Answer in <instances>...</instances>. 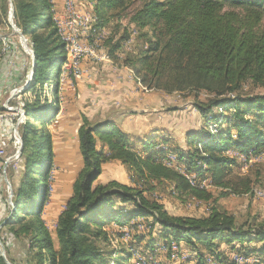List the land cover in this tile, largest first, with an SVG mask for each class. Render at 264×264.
Returning a JSON list of instances; mask_svg holds the SVG:
<instances>
[{"label": "trees", "instance_id": "16d2710c", "mask_svg": "<svg viewBox=\"0 0 264 264\" xmlns=\"http://www.w3.org/2000/svg\"><path fill=\"white\" fill-rule=\"evenodd\" d=\"M11 1L13 22L27 38L35 59L27 90L51 85L66 59L65 45L52 17V2ZM0 3L1 24L7 18L8 0ZM131 3L97 0L94 9L98 26L105 24L102 19L108 11L125 10ZM263 21L264 0H140L129 24L143 45L127 54L119 65L129 67L148 89L192 93L199 117L220 126L214 132L208 128L190 132L186 137L189 149L185 151L171 147V138L165 133L157 137L164 146H155L151 139L142 140L138 146L116 121H90L83 116L77 129L82 166L56 219V245L41 211L48 199V169L54 157L48 117L57 112V100L49 102L41 92L27 101L25 122L20 127L23 170L13 186L12 205L0 219L5 221L0 234L7 229L19 241L28 258L26 264H127L128 256L119 254L114 263L104 258L101 244L115 233L107 230V225L123 226L134 217H143L150 231L158 226V236L165 244L186 243L195 253L197 264H203L205 252L223 263L226 251L218 248L217 240L230 245L229 251L247 256L264 253V244L252 245L264 242V223L255 227L238 225L232 215L215 208L204 217L171 215L139 188L117 180L95 183L103 163L119 161L137 182L168 181L177 194L210 199V192L196 186L194 177L191 183L187 176L165 164L167 153L174 150L177 160L198 178L236 194L249 192L248 178H228L238 162L226 151L234 147L242 154L250 150L255 154L264 149V93H239L245 81L264 86ZM128 35L126 31L111 42V57L115 58V51ZM201 91L208 94L207 98H198ZM55 94L52 89L51 96ZM255 155L248 154L247 158ZM0 239L4 243L1 235ZM112 254L111 250L108 255ZM0 264H6L1 254Z\"/></svg>", "mask_w": 264, "mask_h": 264}, {"label": "rangeland", "instance_id": "374dc122", "mask_svg": "<svg viewBox=\"0 0 264 264\" xmlns=\"http://www.w3.org/2000/svg\"><path fill=\"white\" fill-rule=\"evenodd\" d=\"M90 1L94 6L97 0ZM131 1V5L125 10L116 9L108 11L102 19L106 20L103 26H98V17L95 15L90 16L91 28L90 26L87 27V29H85V36H82L81 38L84 44H90L95 37L97 38L99 46L97 48V57H86L81 60L77 76L71 75L67 70L66 76H63V79H61L62 71L59 70L52 81L51 86L43 85V87L39 88V86L36 85L34 89H29L28 91L27 89L30 84L28 76L32 63V49L27 38L23 36L24 39H21L19 35L20 31H16L11 24H14L13 16L10 19L9 13L10 8H13V4L11 0H8L7 18L5 22L0 24V115L2 116V111L4 109L3 103L6 99L13 106L18 100V105L20 106L19 117L22 120L17 127L19 150L22 145L20 127L25 122V105L27 101L31 102L35 98L36 93L39 94L44 92V96L48 98L49 102H53L55 99L57 100L54 105L55 108H57V112L52 113L48 117V120H51V122L47 126L50 128L54 125L56 121L55 118H58L60 112L63 113L65 109L75 108V106L77 107L78 105L76 102H79L78 104L80 105L78 108H81L82 110H84L88 104H91L89 101L86 102V100L90 98L87 97V95H83L78 87L75 89L74 87L79 81L85 79L87 81L84 80V83L82 82L83 87H87V92H90L89 88L92 85L94 86L93 79L95 78V75H99L102 70L101 66L104 62L106 63V58H103L104 56L108 57L117 66H120L119 64H121V61L127 54L133 52V50L136 52V49L143 45L142 39H137V33L134 30L132 31L133 27L129 24L130 15L140 6V0H130V2ZM94 8L95 6L89 10H85V13L89 14L91 13L90 10H93V14H95ZM262 25L264 27V21ZM126 31H128L130 35H128L126 40L121 41L120 48L114 53L115 58L111 57L108 53L112 44L111 42L121 38ZM88 32L91 33L88 34ZM109 40H111L110 43L108 42ZM85 60L86 64L83 63ZM10 61L13 63L10 64ZM63 66L64 64H61L60 69ZM127 68L129 69V78L134 77L135 75L132 70L129 67ZM132 80L139 83L137 78ZM69 86L70 89L68 88ZM141 86L146 89H143L144 92L152 94L153 97L149 101L154 102V97L156 98L157 103L161 100L162 104L160 107H157V112L150 110L152 114L149 116V119L161 117V124L164 125L162 126V132L157 133L155 137L147 138L148 136H135L129 134L132 137V141L137 143L138 146H140L141 141L144 139H151L155 146H164L163 143L157 142V137L163 134L166 130L165 134L168 135L172 141L169 145L173 148H179L186 151L189 149L186 137L190 132L199 131L203 128H208V130L214 132L217 130L218 126H220L212 123H205L199 117L197 111L193 108L192 102L194 95L192 93L174 92L168 94L161 90L148 89L143 85ZM52 89H54V92L56 93L55 96H51ZM12 90H14L15 94L13 96H11ZM239 93L243 95L264 93V86L254 85L251 81H245L242 83ZM18 95L19 97H17ZM69 95L72 97L70 98ZM207 96L208 94L204 91H201L198 94V98L201 99H205ZM117 102L118 100L114 99L115 108L120 110L121 107ZM127 106L128 105H124L123 108L126 109ZM219 111L222 112L223 110L219 109ZM133 113L137 114L138 111ZM115 115L119 116V112H115ZM131 123L134 125L133 122L130 121L126 126H131ZM118 125L122 129L121 123H118ZM150 133L153 134L155 132L152 130ZM67 142L68 143H64L60 140L58 145H56L59 154L55 161H52L50 168L48 169L47 182L49 194L41 211V216L50 231L55 245L57 244L54 231L57 219L55 218L56 213L61 206V210L65 207L63 202L67 197L68 188L82 166V160L77 146L78 141L72 137ZM10 146H12L11 143ZM226 154L236 158L238 162V166H235L232 169L228 178L232 179V181H235L237 177L248 178L250 180L249 192L236 194L229 189H222L209 184L207 181L208 179L206 178H198L194 172L186 170L185 166L177 160L176 151L174 150L167 153L165 164L187 176L191 183H193L192 179L194 177V184L199 187L204 186V188L211 194L210 199L198 200L196 198L185 196L184 194H177L173 189V185L168 181H148V183L144 184L137 182L131 176L129 169L119 161H108L103 163L101 166V173L95 183H102L100 182L102 180L106 182L109 180H117L128 186L139 188L143 190V195L157 201L171 215L204 217L208 215L212 208H215L220 212L232 215L238 225L255 227L263 224L264 155L247 158L248 154L255 155L257 153L254 154L252 150H250L247 154H242L234 147L228 148ZM10 156L11 149L8 147L5 154L0 157V219L7 214V210L12 205V197L10 196V193L12 191L13 196V186L17 184V180L21 175L24 165L20 155L17 161L13 158L10 159ZM188 176H190V178ZM126 206H128V204H126ZM4 224L5 221L0 222V230ZM106 228H108L107 230H115V233H111L109 241L101 244V247L106 252L104 258H111V263H114L115 258L119 256V254L128 256L127 264L198 263L197 259L193 258L195 253L188 245H186V243L176 244L170 242L165 244L158 236V226H155V229L150 231L143 217H134L123 226L112 223L111 225H107ZM0 235L5 240L4 244L0 239V250L4 253L6 260L10 262V257L15 264H26L25 260L28 258L25 257V250L22 249L19 241L12 238L7 229H4ZM153 241L154 243L152 244ZM217 242L219 244L218 248L226 251V255H222L224 259L223 263L205 252L206 255L203 264H235V256L243 258L242 264H255L257 261L264 263V253L261 255L260 252H258V254L254 253L247 256L243 253L229 251L230 245L224 244L218 240ZM253 244L256 247H259L263 245L264 242H253L252 245ZM232 245L235 247L240 246L238 243H232ZM111 250L113 251V254L111 255L112 257L108 255ZM10 263L13 264L12 262ZM29 263L31 264V262Z\"/></svg>", "mask_w": 264, "mask_h": 264}, {"label": "crops", "instance_id": "0c3cea01", "mask_svg": "<svg viewBox=\"0 0 264 264\" xmlns=\"http://www.w3.org/2000/svg\"><path fill=\"white\" fill-rule=\"evenodd\" d=\"M51 2L52 17L58 19L55 14V7L57 10H61L62 0H51ZM76 4L78 8L84 12L85 10L94 7L90 0L89 3L86 0H76ZM90 11L92 13H90V16L95 15L93 14V10ZM85 29H87V27H85ZM90 33L91 32H88V34ZM103 58H106V63L104 62L101 66L102 70L99 75L96 76L93 74L95 75V78L93 79L94 86L92 85L89 88L90 92H87V87H83L82 82L84 83L85 79L79 81L74 87V89L78 87L83 95H87L90 99L87 98L88 100H86V102L89 101L91 104H88L86 108L82 110L81 108H78L80 105L78 104L79 102H76L78 105L77 107L75 106V108L65 109L63 113L60 112L58 118H55L56 121L54 125L51 126L52 129L51 127L49 128L52 132L53 138V161L58 157L59 152L56 145H58L60 140L64 143H68L67 141L72 137L77 140V129L82 123L83 116H86L90 121L103 119L114 120L121 123L124 131L135 136L142 135L145 137L148 136L147 138H149L155 137L157 133L162 132V126L164 124H161V117L149 119V116L152 114L150 110L157 112V107H160L162 104L161 100L157 103L156 98L154 97V102L149 101L153 97L152 94L144 92L143 89L145 88H142L138 82L132 80L136 79L134 75V77L129 78V69L127 67L117 66L106 56ZM85 62L86 60L83 63ZM68 88L70 89V86ZM69 97L71 98L72 96L69 95ZM114 99L118 100L117 103H119L118 105L121 107L120 110L115 108ZM124 105H128L126 109L123 108ZM136 111H138V113L134 114L133 112ZM115 112H119V116H116ZM130 121H132L134 125L131 123V126H126ZM152 130L155 133H150ZM164 133H166V130ZM258 153L259 152H257V154ZM100 182L104 183L106 181L102 180ZM70 194L71 185L68 188V194L63 204H65ZM61 207L56 213L55 218H57L58 214L61 212Z\"/></svg>", "mask_w": 264, "mask_h": 264}, {"label": "built area", "instance_id": "2783aa9c", "mask_svg": "<svg viewBox=\"0 0 264 264\" xmlns=\"http://www.w3.org/2000/svg\"><path fill=\"white\" fill-rule=\"evenodd\" d=\"M86 1L89 3V0ZM55 14L58 18V24L65 31L67 40L68 63L64 68L63 76H66L67 70L71 75L77 76L81 60L86 57H97V48L99 47L97 46V38L95 37L90 44H84L81 38L85 36V27H89L90 13L86 14L78 8L76 0H62V9L57 10L55 7ZM9 63L12 64L13 62L10 61ZM13 95H15L14 90L11 92V96ZM3 108L2 118H0V156H3L6 149L10 147L11 156L9 158L17 161L20 155L17 127L22 122L19 117L18 100L13 106L6 99ZM262 155H264V150H260L253 158ZM188 177L190 178V176ZM234 261L235 264H242L243 258L235 256Z\"/></svg>", "mask_w": 264, "mask_h": 264}, {"label": "bare ground", "instance_id": "6f19581e", "mask_svg": "<svg viewBox=\"0 0 264 264\" xmlns=\"http://www.w3.org/2000/svg\"><path fill=\"white\" fill-rule=\"evenodd\" d=\"M55 20V23H56V27H57V31H58V34H59V37L60 39L62 40V42L64 43L65 45V49H66V59L65 61L63 62L64 66L61 67L60 71H62L61 73V79L63 78V72H64V68L65 66L67 65L68 63V50H67V40H66V37H65V31L64 29L61 27V25L58 24V19H54ZM89 26L91 28V25H90V20H89ZM97 46H98V41H97ZM52 85V84H51ZM50 85V86H51ZM0 118H2V116L0 115ZM2 157V156H0Z\"/></svg>", "mask_w": 264, "mask_h": 264}, {"label": "water", "instance_id": "95a60500", "mask_svg": "<svg viewBox=\"0 0 264 264\" xmlns=\"http://www.w3.org/2000/svg\"><path fill=\"white\" fill-rule=\"evenodd\" d=\"M10 19L11 17L13 16V8L11 7L10 8ZM11 21V20H10ZM12 26L15 28V30L17 31L18 29H16L15 25L13 23H11ZM19 35L21 37V39H24L23 35L19 32ZM32 52V63H31V68H30V73H29V76H28V80L31 81L32 79V73H33V69H34V63H35V59H34V56H33V51L31 50ZM22 146V145H21ZM21 146H20V150H21ZM11 190V189H10ZM10 196L12 197V191L10 193ZM12 204V203H11ZM0 253L1 255L3 256L4 258V261L6 262V264H11L8 260H6V258L4 257V253L2 252V250H0Z\"/></svg>", "mask_w": 264, "mask_h": 264}]
</instances>
